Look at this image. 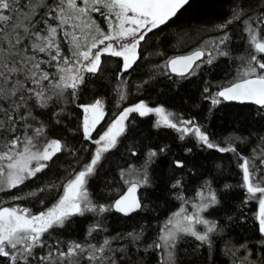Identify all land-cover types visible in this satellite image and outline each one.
I'll return each mask as SVG.
<instances>
[{
    "label": "snow or ice",
    "instance_id": "obj_1",
    "mask_svg": "<svg viewBox=\"0 0 264 264\" xmlns=\"http://www.w3.org/2000/svg\"><path fill=\"white\" fill-rule=\"evenodd\" d=\"M194 3L0 0V193L37 178L61 153L76 156L66 142L68 134L81 131L83 141L95 145L89 160L71 179L39 189L61 193L46 210L34 214L29 208L3 206L0 200V264H264V135L253 140L251 132L238 134L222 146L195 120L174 118L164 106L152 107L140 100L123 108L106 130L94 137L106 115L105 102L101 98L81 102L89 87L103 76L111 58L119 61L115 90L119 101H125V74L130 76L134 66L138 68L137 62L144 58L142 46L157 39L160 33L156 30L164 31L163 26L181 9ZM214 27L221 34L207 42V48L167 58L156 66L162 69L157 75L176 85L205 65L209 72L214 71L219 58L238 60L233 81L205 99L212 108L225 101L254 105L256 112H250L245 120L264 121V0H229L228 15ZM236 29L244 41V54L233 56L237 37L232 32ZM105 57L109 59H102ZM155 79L149 75L136 87L151 85ZM73 106L82 113L79 128L70 126L76 115ZM133 113L155 117L153 129L177 132L180 141L191 137L201 149L232 154L242 177L238 185L244 192L240 205L229 211L237 186L209 171H200L203 165L186 158L193 151L191 147H185V156L169 159V145H147L140 140L135 122L129 120ZM53 131L61 136L53 137ZM241 145L250 149L247 155ZM81 147L88 150L86 144ZM121 147L127 154L125 166H118L114 176H102L103 164L112 159L109 154L118 153ZM161 163L169 167L166 190L181 201L179 210L154 236L149 234L150 221L130 230L113 231L108 224L109 213L130 218L125 221L129 223L135 218L133 214L147 211L144 197L151 195L148 190L155 187V168ZM220 168L217 164L216 169ZM91 180L103 181L97 200L89 190ZM190 186L195 190L192 198L186 199ZM105 189L120 194L111 203H100ZM36 194L33 191L10 199ZM251 201L258 204V234L245 238L239 232L248 230L243 209ZM189 204L191 211L186 206ZM88 214L93 222L82 239L60 238L62 233L57 230H71L81 223L77 218Z\"/></svg>",
    "mask_w": 264,
    "mask_h": 264
},
{
    "label": "trees",
    "instance_id": "obj_2",
    "mask_svg": "<svg viewBox=\"0 0 264 264\" xmlns=\"http://www.w3.org/2000/svg\"><path fill=\"white\" fill-rule=\"evenodd\" d=\"M229 0H195L193 7L181 9L177 17L170 21L168 25L163 26L164 31L156 30L160 33L157 39L152 40L146 46H142V58L139 60L138 68L131 71V75L125 74L127 77L128 96L125 101H119L118 93L116 92L115 73L118 71V58H111L106 64L103 76L96 83L89 87L84 94L81 102L90 103L95 98H101L105 102L106 116L101 123L97 132L107 128V126L116 118L123 108L133 105L140 100L145 101L149 106L155 107L158 105L164 106L168 111L174 113V118L192 119L196 123L203 126L210 133L215 142L224 146L225 141L232 142L230 137L242 133H253V140L258 136L264 135V121L254 122L251 119L245 120L249 113L256 112V106L250 104H238L234 102H223L219 106L212 108L210 101L205 99V96L212 95L228 86L235 77V70L240 63L238 60H226L219 58L213 66L214 71L209 72L208 66L205 65L196 75L189 79L178 82L173 85L172 81L165 76L157 75L162 69L156 67L169 57L190 54L192 51L209 45L207 42L216 39L221 33L215 29V25L223 22L228 15ZM233 26H230V29ZM152 35V34H150ZM234 37H237L233 48V56L244 54V41L238 37L239 30L232 32ZM157 52H162L163 55H156ZM102 59H109L107 57ZM149 75H155L156 79L151 85H146L143 88L137 89L136 85L141 83L143 79H147ZM178 80L179 78L173 77ZM208 87L209 92L205 93L204 88ZM119 104V106H117ZM211 109V111H210ZM76 115L73 117L70 126L79 128L82 113L79 109L73 106L72 109ZM155 117H139L133 113L130 121H134L139 139L147 145H164L170 146L171 156H185V147L193 149L191 154H187L186 158L197 165H203L200 171H209L213 176H218L221 180H227L229 183L236 185L234 199L231 202V208L238 207L244 197V192L238 187L241 183V172L235 157L230 154H221L213 150L201 149L196 141L191 137L185 141H180L177 137L180 135L170 129L156 130L151 127ZM55 138L61 136L60 132H51ZM66 142L70 148L76 151V156H72L69 152L59 154L58 160L50 169L38 174L37 178L29 180L25 185L18 189H13L10 192L0 193V200H3V206H20L31 209L32 213H38L46 210L56 203L60 196V192L56 190L39 191L46 184L56 182L59 186L61 182H66L71 179L76 171L86 163L91 155L95 145L83 141L82 132L77 131L75 135L68 134ZM87 145L88 150L83 151L82 145ZM241 150L247 155L249 148L241 145ZM257 149L259 145H256ZM112 159L107 160L104 164V172L102 176H114L115 169L118 166H125L124 157L126 151L123 147L118 153L109 154ZM56 159V158H54ZM220 164L221 168L216 169V165ZM222 173V175H221ZM171 173L166 164H159L155 168L154 184L155 187L149 189L150 196L144 197L148 202V209L144 213L133 214L134 219L131 222L125 223L130 218L123 217L118 213L112 212L108 214V224L113 231H126L135 227L138 224H143L150 221L149 234L155 235L163 222L174 212L178 211L181 203L175 199L166 190ZM219 182V180L217 181ZM113 183H117L113 181ZM103 181L91 180L89 182V190L93 195V199L97 200L100 195V185ZM112 185H109V189ZM121 187V192L124 190ZM105 189L103 199H99L100 203H111V201L120 193L110 192ZM194 186L188 187L185 192V198L190 199L194 193ZM35 191V196H29L25 199L12 200L14 195L26 194ZM141 192H144L142 189ZM43 201V203H41ZM247 217L246 232L240 230L239 235L245 238H250L257 235L258 223L255 220V215L258 212V204L251 201L243 209ZM81 221L79 224L73 225L71 230H57L62 233L61 239L67 241L72 239H82L88 226L93 222L91 214L85 217L77 218ZM236 238L234 234L233 239ZM221 250L224 251V245L221 243ZM221 259L226 257L221 256Z\"/></svg>",
    "mask_w": 264,
    "mask_h": 264
},
{
    "label": "rangeland",
    "instance_id": "obj_3",
    "mask_svg": "<svg viewBox=\"0 0 264 264\" xmlns=\"http://www.w3.org/2000/svg\"><path fill=\"white\" fill-rule=\"evenodd\" d=\"M105 112H106V111H105ZM105 116H106V115H105ZM104 119H105V117H104ZM103 121H104V120H103ZM103 121H102V122H103ZM102 122H101V123H102ZM101 123H100V125H101ZM100 125H98L97 129L99 128V126H100ZM97 129H96V132H97ZM103 130H106V128H105V129H103ZM96 132H94V133H93V135H94ZM180 203H181V201H180ZM186 206L189 208V211H191V210H192V209H191V205H190V204H189V205H186Z\"/></svg>",
    "mask_w": 264,
    "mask_h": 264
},
{
    "label": "water",
    "instance_id": "obj_4",
    "mask_svg": "<svg viewBox=\"0 0 264 264\" xmlns=\"http://www.w3.org/2000/svg\"><path fill=\"white\" fill-rule=\"evenodd\" d=\"M187 55V54H186ZM180 56H182V55H180ZM227 102H230V101H227ZM231 102H234V101H231ZM234 103H237V102H234ZM239 104V103H238Z\"/></svg>",
    "mask_w": 264,
    "mask_h": 264
}]
</instances>
